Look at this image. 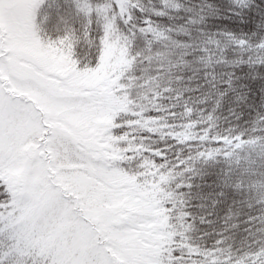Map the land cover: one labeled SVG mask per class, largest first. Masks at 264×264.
<instances>
[{
  "label": "snow or ice",
  "instance_id": "6c2138e0",
  "mask_svg": "<svg viewBox=\"0 0 264 264\" xmlns=\"http://www.w3.org/2000/svg\"><path fill=\"white\" fill-rule=\"evenodd\" d=\"M159 3L0 0V264H264V215L237 246L230 214L209 244L193 235L210 221L188 196L231 143L215 115L229 93L230 115L264 134V112L245 119L236 87L245 67L264 79V0L227 9L242 22L244 8L259 9L249 31L190 43L172 33L191 36L217 4ZM180 11L192 13L182 26L154 19ZM219 179L216 203L244 195L230 168Z\"/></svg>",
  "mask_w": 264,
  "mask_h": 264
},
{
  "label": "trees",
  "instance_id": "16d2710c",
  "mask_svg": "<svg viewBox=\"0 0 264 264\" xmlns=\"http://www.w3.org/2000/svg\"><path fill=\"white\" fill-rule=\"evenodd\" d=\"M148 4V0H144ZM188 8H196L201 0H180ZM216 3L220 11L218 15L210 16L206 19L205 25L196 26L191 36H184L172 33V39L182 43H190L193 38H199L201 32L207 31L218 33L223 30L240 32L249 31L246 24L250 19L255 18L257 22L260 16L257 15L259 9L254 5L251 10L243 9V21L239 17L227 14V9L232 7V0H209ZM255 3H261V0H255ZM152 4L157 8L160 7L159 0H152ZM192 13L184 11L172 12L170 19L165 17H154L157 23L163 27H172L175 25H185ZM91 55L87 45H82L79 49V56L87 60ZM140 73H137L139 75ZM156 73L153 72V75ZM191 75V73H188ZM236 75L240 77L236 81L237 91L246 94V104L241 105L245 119H251L256 116L258 111L264 112V79H252L247 68L237 70ZM197 83L203 81H193L191 86L196 87ZM207 90V86L203 89ZM201 93H193L199 96ZM211 104V101L209 102ZM236 106V93H229L223 104V109L216 115L217 129L225 133V139L230 140V144L221 147L219 158L220 163L216 165L217 169L204 168L202 173L192 178V188L188 190L189 211L195 216H206L210 223L201 224L196 221L198 231L194 236H204L205 241L211 243L216 233L225 228V220L230 214L234 217L228 224L229 231L226 233L235 238L236 245L249 236V231L255 232L260 227L258 221L261 215V205L264 203V134L261 128L252 123L236 121L230 115V109ZM204 109L209 105H200ZM243 131H239V129ZM217 129H212L216 131ZM232 130V135H227L228 130ZM201 135L203 133H200ZM215 147L214 145L212 146ZM230 168L238 174L244 181V195L240 196L231 190H227L226 197L216 203L217 196L224 191L219 179V169ZM232 224L238 227L233 228Z\"/></svg>",
  "mask_w": 264,
  "mask_h": 264
},
{
  "label": "clouds",
  "instance_id": "9594fccd",
  "mask_svg": "<svg viewBox=\"0 0 264 264\" xmlns=\"http://www.w3.org/2000/svg\"><path fill=\"white\" fill-rule=\"evenodd\" d=\"M261 212L264 213V208H261Z\"/></svg>",
  "mask_w": 264,
  "mask_h": 264
}]
</instances>
